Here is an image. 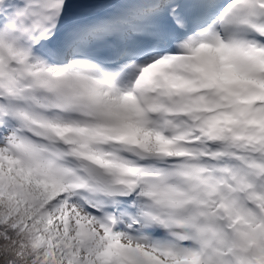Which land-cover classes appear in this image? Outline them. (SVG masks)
<instances>
[{"label": "snow or ice", "instance_id": "obj_1", "mask_svg": "<svg viewBox=\"0 0 264 264\" xmlns=\"http://www.w3.org/2000/svg\"><path fill=\"white\" fill-rule=\"evenodd\" d=\"M0 264H264V0H0Z\"/></svg>", "mask_w": 264, "mask_h": 264}]
</instances>
